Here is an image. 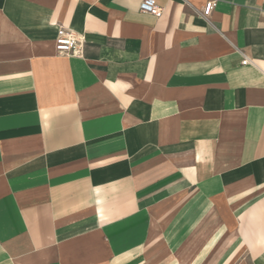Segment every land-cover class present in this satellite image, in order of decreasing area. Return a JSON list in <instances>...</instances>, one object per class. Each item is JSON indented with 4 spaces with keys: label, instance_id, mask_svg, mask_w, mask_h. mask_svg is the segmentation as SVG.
Wrapping results in <instances>:
<instances>
[{
    "label": "crops",
    "instance_id": "crops-1",
    "mask_svg": "<svg viewBox=\"0 0 264 264\" xmlns=\"http://www.w3.org/2000/svg\"><path fill=\"white\" fill-rule=\"evenodd\" d=\"M142 1L0 0V264H264V0Z\"/></svg>",
    "mask_w": 264,
    "mask_h": 264
},
{
    "label": "built area",
    "instance_id": "built-area-1",
    "mask_svg": "<svg viewBox=\"0 0 264 264\" xmlns=\"http://www.w3.org/2000/svg\"><path fill=\"white\" fill-rule=\"evenodd\" d=\"M215 6L216 2L214 0H208L202 9V16L207 18L211 14ZM139 11L142 13L153 15L155 17H159L162 13V9L157 6L153 0H143L139 4ZM79 46L80 40L74 37L71 32L61 26L57 28L55 38V50L57 53L73 54L78 50ZM248 62L249 60L244 57L241 63L245 65Z\"/></svg>",
    "mask_w": 264,
    "mask_h": 264
}]
</instances>
